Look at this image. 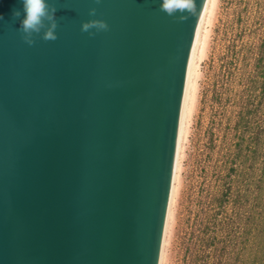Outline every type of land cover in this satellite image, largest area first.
Listing matches in <instances>:
<instances>
[{
  "label": "water",
  "instance_id": "95a60500",
  "mask_svg": "<svg viewBox=\"0 0 264 264\" xmlns=\"http://www.w3.org/2000/svg\"><path fill=\"white\" fill-rule=\"evenodd\" d=\"M48 3L29 45L0 0V264H162L211 0Z\"/></svg>",
  "mask_w": 264,
  "mask_h": 264
},
{
  "label": "rangeland",
  "instance_id": "374dc122",
  "mask_svg": "<svg viewBox=\"0 0 264 264\" xmlns=\"http://www.w3.org/2000/svg\"><path fill=\"white\" fill-rule=\"evenodd\" d=\"M263 40L264 0H211L162 264H264L262 158L244 172L255 178L250 184L230 170L236 144L249 136L238 128V98ZM238 191L246 195L240 225L232 205Z\"/></svg>",
  "mask_w": 264,
  "mask_h": 264
},
{
  "label": "trees",
  "instance_id": "16d2710c",
  "mask_svg": "<svg viewBox=\"0 0 264 264\" xmlns=\"http://www.w3.org/2000/svg\"><path fill=\"white\" fill-rule=\"evenodd\" d=\"M245 81L242 93L238 98V103L241 106L238 114V128L241 127L242 133L244 135L249 134V136L247 138L242 136V141L236 144L237 150L231 161L233 166L230 170L234 173H239L237 180L240 179L239 176L242 174V181L250 184V181L255 178L248 176V179H246L244 172L257 170L258 167L256 165H258L261 158V165L258 170L261 172L260 179L264 180V158L262 157L264 155V40L258 50L254 72ZM228 196L221 201L220 205L222 208H225L224 203L229 201ZM243 197H246V195L243 196L242 192L238 191L235 200L232 201V205L237 207L239 212L237 214V223L239 224L237 225L241 224L243 218V203H241L243 202ZM235 227L232 226V230Z\"/></svg>",
  "mask_w": 264,
  "mask_h": 264
},
{
  "label": "clouds",
  "instance_id": "9594fccd",
  "mask_svg": "<svg viewBox=\"0 0 264 264\" xmlns=\"http://www.w3.org/2000/svg\"><path fill=\"white\" fill-rule=\"evenodd\" d=\"M100 0H96L99 3ZM195 7V0H161L160 10L168 15H174L177 12H190L192 8L188 4ZM22 7L12 10V21L14 24L19 23L17 30L21 33L22 39L29 45L34 43V34H40L42 29H45V21L48 22L46 30L43 32L45 41H54L57 39L56 29L58 22L56 20L57 8L48 3V0H21ZM96 9L89 10V15H95ZM3 20V16H0ZM108 25L102 20H91L83 22L81 31L89 32L90 29L107 30ZM91 34V33H90Z\"/></svg>",
  "mask_w": 264,
  "mask_h": 264
},
{
  "label": "bare ground",
  "instance_id": "6f19581e",
  "mask_svg": "<svg viewBox=\"0 0 264 264\" xmlns=\"http://www.w3.org/2000/svg\"><path fill=\"white\" fill-rule=\"evenodd\" d=\"M194 79V78H193ZM192 86H193V82H192ZM192 86H191V89H192ZM190 100H191V92H190V99H189V105H188V111H187V118H186V122H187V119H188V113H189V111H190ZM185 127H186V124H185ZM185 131V130H184ZM162 261H163V259H162Z\"/></svg>",
  "mask_w": 264,
  "mask_h": 264
}]
</instances>
